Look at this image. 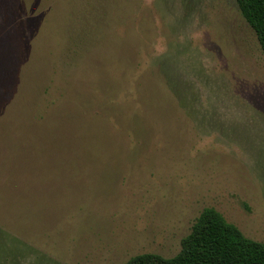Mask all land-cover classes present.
Instances as JSON below:
<instances>
[{
  "label": "rangeland",
  "instance_id": "1",
  "mask_svg": "<svg viewBox=\"0 0 264 264\" xmlns=\"http://www.w3.org/2000/svg\"><path fill=\"white\" fill-rule=\"evenodd\" d=\"M205 207L264 242V53L236 0H0V264L172 257Z\"/></svg>",
  "mask_w": 264,
  "mask_h": 264
},
{
  "label": "trees",
  "instance_id": "2",
  "mask_svg": "<svg viewBox=\"0 0 264 264\" xmlns=\"http://www.w3.org/2000/svg\"><path fill=\"white\" fill-rule=\"evenodd\" d=\"M236 1L264 53V0ZM125 264H264V242L247 237L214 207H205L174 256L146 252Z\"/></svg>",
  "mask_w": 264,
  "mask_h": 264
}]
</instances>
